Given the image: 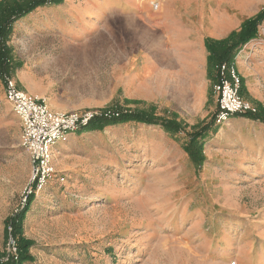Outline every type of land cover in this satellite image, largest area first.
Listing matches in <instances>:
<instances>
[{
	"label": "rangeland",
	"instance_id": "obj_1",
	"mask_svg": "<svg viewBox=\"0 0 264 264\" xmlns=\"http://www.w3.org/2000/svg\"><path fill=\"white\" fill-rule=\"evenodd\" d=\"M121 1L126 13L144 5L156 10L153 3L159 7L160 2ZM97 2L62 0L57 5L86 17L56 9L49 16L56 25H39L36 16L31 26H13L6 43L11 62L0 66V260L10 238L17 257L0 264L18 261V241L8 220L19 215L21 237L32 243L26 252L31 260L22 264H264V137L257 142L260 151L244 147L234 139L239 128L215 123L218 65L207 66L214 78L200 107L191 100L132 97L130 71L124 68L117 80L115 68L126 56L118 53L122 49L113 19L114 32L97 28L95 36L78 44L65 38L71 29L85 30L83 21L97 16ZM263 9L264 3L257 14ZM22 71L44 93L34 97L54 112L92 111L95 118L107 120L142 113L156 123L129 122L71 134L54 150L55 178L28 204L29 154L20 121L3 92L4 78L17 85ZM240 96L254 110L248 115L264 118V108ZM168 121L178 133L159 126ZM205 125L211 129L193 160L184 151L187 135Z\"/></svg>",
	"mask_w": 264,
	"mask_h": 264
},
{
	"label": "crops",
	"instance_id": "obj_2",
	"mask_svg": "<svg viewBox=\"0 0 264 264\" xmlns=\"http://www.w3.org/2000/svg\"><path fill=\"white\" fill-rule=\"evenodd\" d=\"M98 1L95 4L97 8L93 9L97 16H92V9H85V13L92 16L90 21H83L86 31L71 29L68 37H62L72 44H78L81 39L80 43L95 36L97 28L104 33L114 32L110 29V20L113 19L119 38L118 48L122 49L118 53L126 56L125 61L115 68L117 80L122 79L124 68L130 71L128 86L132 88V97L164 103L191 100L197 107L209 96V87L214 78L213 71H208L207 67L205 41H221L237 32L243 22L254 17L264 3V0H160L156 10L144 5L139 12L132 9L126 13L124 1ZM64 6L39 7L17 21L14 27L31 26L36 16L41 20L39 25L47 22L56 25L57 21L49 19L53 14L51 11L56 9L61 13L67 11L77 18L86 17L79 11L65 10ZM94 17L99 20L95 21ZM260 27L257 36L236 54L233 63L241 77L240 94L264 108V21ZM71 49L76 50L74 47ZM16 79L19 89L38 98L44 97L33 77L22 71ZM48 105L56 109L51 100H48ZM226 126L236 130L245 129L237 131L242 134L237 133L234 139L241 140L244 147L252 145L253 149L261 150L257 142L261 141V136L264 137V124L259 120L233 116Z\"/></svg>",
	"mask_w": 264,
	"mask_h": 264
},
{
	"label": "built area",
	"instance_id": "obj_3",
	"mask_svg": "<svg viewBox=\"0 0 264 264\" xmlns=\"http://www.w3.org/2000/svg\"><path fill=\"white\" fill-rule=\"evenodd\" d=\"M153 7L157 9L158 4L153 3ZM214 91L218 103L217 125L226 124L233 116L253 114L254 110L240 96V78L233 61L218 65ZM3 92L6 102L20 121L22 139L29 154L30 178L25 200L29 195L39 193L55 178L52 160L57 145L65 143L71 134L88 126L96 116L92 111L54 112L43 101L19 89L9 76L3 80ZM15 253V244L10 238L7 255L0 261L6 262L10 257L16 261Z\"/></svg>",
	"mask_w": 264,
	"mask_h": 264
},
{
	"label": "trees",
	"instance_id": "obj_4",
	"mask_svg": "<svg viewBox=\"0 0 264 264\" xmlns=\"http://www.w3.org/2000/svg\"><path fill=\"white\" fill-rule=\"evenodd\" d=\"M62 0H0V66L5 68L9 66L11 60L9 55V50L6 43L10 40V33L14 24L32 13L39 7L48 5H57L61 3ZM264 20V9L262 12L257 14L254 18L245 21L239 31L231 33L226 39L221 41L206 40L205 47L209 54L208 56V66H215L221 63L232 62L236 56L239 48L252 40L257 35L258 26ZM244 117L251 119H259V117L253 115H246ZM259 120L264 121V118ZM137 123L152 125L155 124L151 118L142 113H122L117 116V118L104 119V118H94L88 126L81 129L79 132H91L95 130L103 129L106 126L120 125L125 123ZM164 131L170 134L178 133L179 128L174 122H164L159 124ZM211 127L208 125L199 129L192 134H188V140L184 145V151L188 153L190 158L195 160L196 155L198 156L201 150V142L206 137V134L210 131ZM34 195H29L28 204ZM29 206V205H28ZM28 209V207L26 208ZM21 221L22 217L15 216L8 220L11 224L13 235L17 237L18 247L20 253L18 255V261L9 262L6 264H22L24 262L30 261L31 258L26 254L27 249L32 245V243L25 241L21 237Z\"/></svg>",
	"mask_w": 264,
	"mask_h": 264
}]
</instances>
